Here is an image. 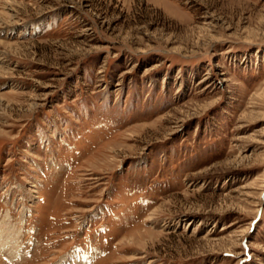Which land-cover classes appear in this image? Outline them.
<instances>
[{"label":"rangeland","instance_id":"374dc122","mask_svg":"<svg viewBox=\"0 0 264 264\" xmlns=\"http://www.w3.org/2000/svg\"><path fill=\"white\" fill-rule=\"evenodd\" d=\"M0 264H264V0H0Z\"/></svg>","mask_w":264,"mask_h":264}]
</instances>
